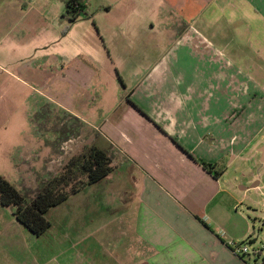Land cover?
I'll list each match as a JSON object with an SVG mask.
<instances>
[{
  "label": "crops",
  "instance_id": "obj_1",
  "mask_svg": "<svg viewBox=\"0 0 264 264\" xmlns=\"http://www.w3.org/2000/svg\"><path fill=\"white\" fill-rule=\"evenodd\" d=\"M126 2L121 7L123 12L143 11L137 0ZM86 4L89 7L88 0ZM146 6L148 11L158 13L162 9L175 28L180 23H205L214 29L225 23L229 28L245 29L250 72L241 79L242 86L240 82L237 86L243 93L251 85L261 86L264 91V0H148ZM99 9L110 11L105 4ZM3 24L0 23V33L7 34L12 46L16 40L25 41L16 31L17 23H7L6 27ZM114 24L120 29L127 23ZM69 25L73 24L65 27L56 23L53 27L48 23H25L24 31L36 40L23 45V49L31 48L25 58L14 57L0 46V74L7 76L0 84V175L18 189L23 187L18 184L22 163L47 171L48 153L42 144L45 133H35L34 117L52 107L95 125L102 114L97 94L105 103L110 100L107 93L105 99L104 96L110 77L117 74L113 58L121 52L120 47L110 48L106 38L109 31L99 26L93 51L82 52L79 46L70 50L75 40L68 39L73 32ZM188 29H193L192 24ZM173 32L177 35L176 29ZM143 33L142 30L136 39L141 40ZM237 54L239 60L245 59ZM7 66L16 69L9 71ZM174 74L172 81L160 83L171 88L168 95L157 88L163 98L160 101L148 102L150 96L137 100V91L126 100L123 93L110 100L115 103L112 112L95 126L101 128L103 140L115 146L119 168L129 163L132 170L116 173L119 178L112 179L119 169L113 165L114 171L107 179L49 212L52 226L36 240L52 236V253L71 254L69 261L55 264H264V252L259 256L235 255L217 234L223 230L228 239L237 243L254 241L256 222L264 223V203L251 195V186L228 185L223 179L225 171L216 176L227 156L234 163L252 151L264 130V100L254 106L247 121L241 118L244 103L233 106L237 107L233 119L228 118L230 113L223 112L218 99L215 109L208 104L212 99L206 97L200 109L193 111L185 100L178 101L176 96L173 100L174 87L181 84L177 80L182 81L183 70ZM219 76L223 78L221 70ZM185 87V93L192 90L191 83ZM205 106L212 110L204 112ZM25 107L17 121L18 110ZM163 108L176 110L165 116L158 111ZM33 139H39V148L26 146ZM202 162L215 168L207 171ZM115 189H119V195ZM33 238L11 208L0 203V264H13L7 262L13 253L23 255L18 264H54L51 260L41 261L39 252L32 256Z\"/></svg>",
  "mask_w": 264,
  "mask_h": 264
},
{
  "label": "rangeland",
  "instance_id": "obj_2",
  "mask_svg": "<svg viewBox=\"0 0 264 264\" xmlns=\"http://www.w3.org/2000/svg\"><path fill=\"white\" fill-rule=\"evenodd\" d=\"M126 1L88 0L89 7L87 8V13H84L79 21L68 27L73 28V32L69 34L68 39L75 40L72 43L74 49L69 48L70 50H75V47L79 46L82 52L88 53L93 51V41L96 42L98 38L96 31H98L99 26L105 32L109 31L106 34V38L109 41L108 46L110 48L120 47L119 51L121 52L114 54L113 58V62L118 67L117 74L115 73L113 77H110L111 81L108 87L106 86L107 90L104 99L106 98V93L107 98L110 100H114L118 95L120 96L123 93L126 94V100V96L130 97L133 91H137V100L142 99L144 96H150L148 102L154 101V99L160 101L163 98L160 92H157V88H162L165 95H168L171 90L169 87H163L160 84L161 81H167L168 79L172 81L176 76L174 73L181 69L183 70L182 77H180L182 81L177 80L181 84H176V87H174L173 100L175 98L178 101L185 100L183 102L187 103V108L195 111L197 108L200 109L206 97L209 100L212 99L208 104L211 105L212 109H215L214 104L218 99V103L223 106V112L230 113L229 119H233L232 115L236 112L235 109H237V107L233 106L244 103L246 106L245 111L241 114V118L246 121L249 119V115L255 110L254 106L264 100V91L261 86L256 88L254 85H251V88L243 93L237 86L239 82L242 86L241 79L247 77L246 74L250 72L247 66L248 49L247 32H245V29L241 27L236 29L229 28L225 23L217 24L214 26V29L206 27L205 23H180V27L175 28L172 27L175 23H168V15L162 9L160 13L148 11L146 8L148 0H137V3L143 8V11L139 12H123L121 7L127 4ZM101 4L109 6L110 11L100 10L99 6ZM64 17L65 5L63 0H0V23H4L5 27L8 25L7 23H17L16 31L20 33V38L25 40L23 43H18V40H16L17 44L12 46L11 43L7 42L9 40L7 34L0 33V46L6 47L5 51L14 57L17 56L19 59L25 58L31 52V48L23 49V45L25 46L27 43L36 41L34 35L24 31L25 23H48L49 26L52 25L53 27L57 23V25L63 24L66 27L70 22ZM114 23L127 24L123 28L116 29ZM191 24L193 29H188ZM173 29L177 30V35L173 32ZM142 30L144 32L142 39H136V36L140 35ZM184 35L187 36L186 39H183ZM201 36L205 37L209 42H206ZM180 40L182 41L179 42ZM56 50H61L60 46ZM51 51H54V49L51 48ZM196 52L203 53L202 55L205 56L198 55ZM237 52H239L241 57L245 56V59L239 60ZM116 55L119 57H116ZM140 55L143 58H139ZM137 56L138 58H136ZM206 56H208L207 59L205 58ZM5 68L9 71L16 69L14 66H7ZM220 70L223 74L222 79L219 76ZM238 70L240 74H236ZM6 78L7 76L1 73L0 84H3ZM190 83L192 90L185 93L187 87L184 88V86L187 84L189 86ZM99 95L100 93L96 97L99 98V105L102 106L100 108L102 114L94 122L98 126L112 112L111 110L115 104L110 100H107V103H105ZM254 99L256 100L254 101ZM206 109L208 110L206 107L204 112ZM25 110L26 107L18 110L17 121L22 118L19 113H24ZM175 110L167 108L158 109L165 116H168V111L174 113ZM261 120H264V117ZM33 121L35 123L33 125L36 129H33L36 131L35 133H45L42 144L47 149L48 160L47 171L35 170L37 166L30 165L27 162L19 166L22 169L19 173L21 175L20 180H23L21 184L19 180L18 184L23 186L20 190L24 191L29 198L37 194L43 177L56 175L61 172L70 160L82 154L89 146L95 145L107 150L112 159V166L114 165L115 168H119V156L114 154L116 148L114 145L111 146L109 142L103 140V132L100 127L63 114L52 107H48L45 113L42 112V116L34 117ZM223 124L226 126L225 119ZM23 126V124L20 125V130H22ZM258 129L256 127L257 131ZM103 130L110 135L108 128L104 127ZM39 144V139H33L26 146L39 148ZM263 147L264 130L253 143L250 153L247 152L234 163L228 160L230 156H227V161L224 160L220 163V168L225 171L223 179L230 186V183H233V186L235 185L239 188V186H252L259 182L257 188L250 189L249 191L261 204L264 203V154L258 150L263 149ZM118 170H116L112 179H118V173L130 172L132 166L129 163L121 164ZM91 187L89 186L84 189L83 192H87ZM115 190H117L115 194L119 195V189ZM54 210L55 208L51 212ZM256 224V234L252 246L258 247L264 244V223L260 221L259 223L256 222ZM51 238L52 236L50 237L49 235L41 240H36L38 238L34 237L31 250L32 256L39 252L41 261L44 259L51 260L52 263L56 261H69L71 257L70 252L64 254L52 253L54 251L50 247ZM22 260V254L14 255L13 253L7 262L18 264Z\"/></svg>",
  "mask_w": 264,
  "mask_h": 264
},
{
  "label": "trees",
  "instance_id": "obj_3",
  "mask_svg": "<svg viewBox=\"0 0 264 264\" xmlns=\"http://www.w3.org/2000/svg\"><path fill=\"white\" fill-rule=\"evenodd\" d=\"M65 19L70 24L79 21L87 13V0H63ZM203 168L211 171L215 165L202 162ZM114 171L112 159L107 150L92 145L77 157H74L56 175L43 177L37 194L29 198L5 177L0 175V203L11 208L17 221L34 237L40 238L52 226L48 213L65 203L70 197L89 186L107 179ZM224 170H218L216 176H222Z\"/></svg>",
  "mask_w": 264,
  "mask_h": 264
},
{
  "label": "built area",
  "instance_id": "obj_4",
  "mask_svg": "<svg viewBox=\"0 0 264 264\" xmlns=\"http://www.w3.org/2000/svg\"><path fill=\"white\" fill-rule=\"evenodd\" d=\"M219 238L225 240L226 245L233 251L235 255L239 256H259L264 252V244L255 247L252 246L254 241H247L244 243H237L232 239H228L227 234L225 231L220 230L218 233Z\"/></svg>",
  "mask_w": 264,
  "mask_h": 264
},
{
  "label": "water",
  "instance_id": "obj_5",
  "mask_svg": "<svg viewBox=\"0 0 264 264\" xmlns=\"http://www.w3.org/2000/svg\"><path fill=\"white\" fill-rule=\"evenodd\" d=\"M261 152L264 154V147H263V149H261ZM258 185H259V182H257V183H255L254 185H252L250 189L257 188Z\"/></svg>",
  "mask_w": 264,
  "mask_h": 264
}]
</instances>
